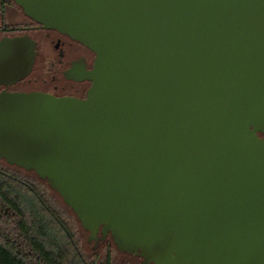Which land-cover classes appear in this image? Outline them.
<instances>
[{
  "label": "water",
  "instance_id": "water-1",
  "mask_svg": "<svg viewBox=\"0 0 264 264\" xmlns=\"http://www.w3.org/2000/svg\"><path fill=\"white\" fill-rule=\"evenodd\" d=\"M95 55L85 99L0 94V159L142 264H264V0H13ZM0 42V86L33 70Z\"/></svg>",
  "mask_w": 264,
  "mask_h": 264
},
{
  "label": "trees",
  "instance_id": "trees-1",
  "mask_svg": "<svg viewBox=\"0 0 264 264\" xmlns=\"http://www.w3.org/2000/svg\"><path fill=\"white\" fill-rule=\"evenodd\" d=\"M38 179L0 165V264H114L110 239L105 253L84 252L75 214L61 211Z\"/></svg>",
  "mask_w": 264,
  "mask_h": 264
},
{
  "label": "flooded vegetation",
  "instance_id": "flooded-vegetation-1",
  "mask_svg": "<svg viewBox=\"0 0 264 264\" xmlns=\"http://www.w3.org/2000/svg\"><path fill=\"white\" fill-rule=\"evenodd\" d=\"M19 7L13 0H0V42L29 36L36 43L37 57L30 75L14 85L0 86V94L41 92L85 99L92 86L85 77L93 70L96 55L69 36L46 30L26 16L19 21Z\"/></svg>",
  "mask_w": 264,
  "mask_h": 264
},
{
  "label": "rangeland",
  "instance_id": "rangeland-1",
  "mask_svg": "<svg viewBox=\"0 0 264 264\" xmlns=\"http://www.w3.org/2000/svg\"><path fill=\"white\" fill-rule=\"evenodd\" d=\"M23 20H25V15H23V13L20 10L19 21H23ZM0 165L4 166L5 168H11V169H13L14 171L18 172L20 175H22L24 177L32 178L34 180H38L39 181L38 177L34 173H29V172H26V171H24L22 169L16 168V167H10L6 162L1 161V160H0ZM42 184L46 187L45 190H46V193H47V197L49 199H51L54 202V204L61 211L65 212V213H67L69 215H73L71 209L68 208L64 204L62 198L56 192L51 190L50 187L46 183L42 182ZM78 238L80 240L82 249L84 250V252L88 256H90L94 252L95 241L89 242L88 241L89 233L87 231L83 230L80 227H79ZM107 244H110V246H111L114 264H140L141 263L140 262L141 261L140 258H138L136 256H132V255L126 254V253L119 252L116 249L115 245L111 241L107 242ZM105 246H106V243L104 245H102L101 247H99L100 251L102 253H105L104 252Z\"/></svg>",
  "mask_w": 264,
  "mask_h": 264
}]
</instances>
